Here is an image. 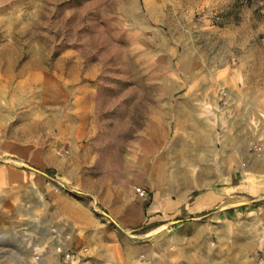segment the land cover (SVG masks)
<instances>
[{
	"label": "rangeland",
	"instance_id": "obj_1",
	"mask_svg": "<svg viewBox=\"0 0 264 264\" xmlns=\"http://www.w3.org/2000/svg\"><path fill=\"white\" fill-rule=\"evenodd\" d=\"M175 120H217L204 163L264 170V0H0L2 200L95 217L115 258L150 243L119 214L195 177Z\"/></svg>",
	"mask_w": 264,
	"mask_h": 264
},
{
	"label": "crops",
	"instance_id": "obj_2",
	"mask_svg": "<svg viewBox=\"0 0 264 264\" xmlns=\"http://www.w3.org/2000/svg\"><path fill=\"white\" fill-rule=\"evenodd\" d=\"M216 122L175 120V125H185L187 133L175 132L177 147L193 149L198 160L192 171L188 170L196 175L186 184L184 194L169 198L165 192L150 202H128L122 207L119 219L123 225L153 237L150 243L123 245L115 258L112 244L95 247L89 241L97 234L95 217L74 220L54 201H37L35 206L40 204L41 208L34 214H23L19 198H0L1 240L16 246V229L26 226V237L33 241L49 217L59 226L65 225L77 245H88L90 253L79 264H264V179L259 178L264 170L251 161L249 172L253 176L248 183L243 181L234 149L225 164L204 163L209 154L202 152L218 146ZM174 187L170 182L167 188ZM189 228L191 233L185 235ZM40 243L47 263L54 264L52 248L43 240ZM0 264L16 262L8 256Z\"/></svg>",
	"mask_w": 264,
	"mask_h": 264
},
{
	"label": "built area",
	"instance_id": "obj_3",
	"mask_svg": "<svg viewBox=\"0 0 264 264\" xmlns=\"http://www.w3.org/2000/svg\"><path fill=\"white\" fill-rule=\"evenodd\" d=\"M146 189L142 186H137L135 192L140 198H147L148 191ZM37 201L42 203L49 200H44L43 198L33 201L28 199L21 200L23 202L21 204L23 214H34L36 208H41L42 205L40 204L35 206ZM47 219L39 227V235L33 241L31 238L26 237L28 232L26 226H19L16 229L19 237L16 246L10 245L0 238V262L4 257L11 256L16 264H48L46 255L39 249L40 240H43L52 248L54 264H79L87 256V248L75 243L72 232L65 225L59 226L57 222L51 221V218L47 217ZM64 223L66 224V222Z\"/></svg>",
	"mask_w": 264,
	"mask_h": 264
},
{
	"label": "trees",
	"instance_id": "obj_4",
	"mask_svg": "<svg viewBox=\"0 0 264 264\" xmlns=\"http://www.w3.org/2000/svg\"><path fill=\"white\" fill-rule=\"evenodd\" d=\"M137 229L135 228L134 231H136Z\"/></svg>",
	"mask_w": 264,
	"mask_h": 264
}]
</instances>
